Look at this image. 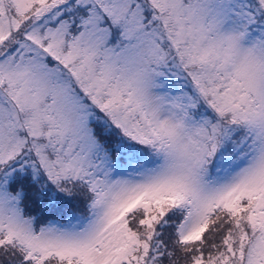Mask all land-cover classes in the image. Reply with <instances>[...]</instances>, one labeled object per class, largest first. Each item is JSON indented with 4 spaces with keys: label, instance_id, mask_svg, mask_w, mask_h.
Listing matches in <instances>:
<instances>
[{
    "label": "snow or ice",
    "instance_id": "6c2138e0",
    "mask_svg": "<svg viewBox=\"0 0 264 264\" xmlns=\"http://www.w3.org/2000/svg\"><path fill=\"white\" fill-rule=\"evenodd\" d=\"M0 264H264V0H0Z\"/></svg>",
    "mask_w": 264,
    "mask_h": 264
}]
</instances>
